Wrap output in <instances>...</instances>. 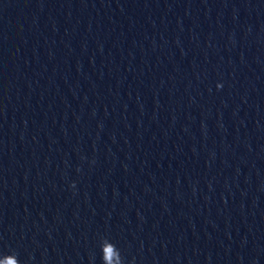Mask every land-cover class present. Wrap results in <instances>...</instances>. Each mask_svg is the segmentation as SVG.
I'll use <instances>...</instances> for the list:
<instances>
[{"label": "water", "instance_id": "water-1", "mask_svg": "<svg viewBox=\"0 0 264 264\" xmlns=\"http://www.w3.org/2000/svg\"><path fill=\"white\" fill-rule=\"evenodd\" d=\"M8 258L264 264V0H0Z\"/></svg>", "mask_w": 264, "mask_h": 264}, {"label": "clouds", "instance_id": "clouds-1", "mask_svg": "<svg viewBox=\"0 0 264 264\" xmlns=\"http://www.w3.org/2000/svg\"><path fill=\"white\" fill-rule=\"evenodd\" d=\"M218 88H219V86H218ZM73 187H74V185H73ZM5 264H17V262L14 259H12V258H8L5 261Z\"/></svg>", "mask_w": 264, "mask_h": 264}]
</instances>
